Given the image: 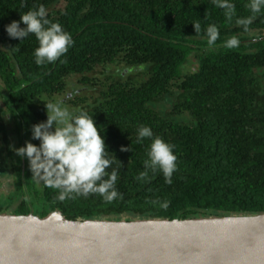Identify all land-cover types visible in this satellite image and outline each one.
I'll list each match as a JSON object with an SVG mask.
<instances>
[{
  "label": "trees",
  "instance_id": "trees-1",
  "mask_svg": "<svg viewBox=\"0 0 264 264\" xmlns=\"http://www.w3.org/2000/svg\"><path fill=\"white\" fill-rule=\"evenodd\" d=\"M231 2L229 22L212 0H0V82L9 112L37 145L31 127L46 121V103L65 97L73 114L88 112L122 165L112 168L123 193L111 203L99 194L60 201L58 190L35 178L28 195L19 183L16 204L0 201V213L60 210L81 220L263 214L264 12L245 30L236 20L253 15L249 0ZM41 4L75 43L58 61L38 66L35 35L11 39L5 25ZM210 24L220 33L212 46ZM232 36L240 45L230 49ZM2 126L7 140L5 120ZM141 126L153 138L137 142ZM156 137L175 146L171 184L159 172L147 183L136 179ZM122 145L132 151L121 152Z\"/></svg>",
  "mask_w": 264,
  "mask_h": 264
},
{
  "label": "water",
  "instance_id": "water-1",
  "mask_svg": "<svg viewBox=\"0 0 264 264\" xmlns=\"http://www.w3.org/2000/svg\"><path fill=\"white\" fill-rule=\"evenodd\" d=\"M0 264H264V213L69 219L0 213Z\"/></svg>",
  "mask_w": 264,
  "mask_h": 264
},
{
  "label": "clouds",
  "instance_id": "clouds-1",
  "mask_svg": "<svg viewBox=\"0 0 264 264\" xmlns=\"http://www.w3.org/2000/svg\"><path fill=\"white\" fill-rule=\"evenodd\" d=\"M212 3L224 10L229 22L235 16L236 9L231 0H212ZM247 7L253 15L236 20L245 30L256 14L264 12V0H249ZM21 23L24 27H21ZM193 25L195 32H199L200 24ZM5 31L11 39L20 41L30 34L35 35L39 42L34 50L38 66L58 61L75 43L72 35L61 24L48 18L43 4L22 14L19 21L14 20L5 25ZM206 34L209 46L214 45L220 35L215 24L207 27ZM239 45V38L232 36L226 41L225 47L231 49ZM45 108L46 121L31 127V139L38 140L39 144L26 141L24 146L14 149L17 156L27 159L33 178L42 181L45 187L58 190L57 199L60 201L73 199L77 195L87 197L90 194H99L108 203L123 199V193L116 187L118 169L112 168L113 164H118L120 168L122 165L115 155H110L101 135L102 131L96 126L93 116L84 110L73 114L60 102H48ZM137 132V142L153 138L150 127L141 126ZM174 148V145L160 137L152 139L147 159L144 160V170L136 179L147 183L151 180L150 172H159L163 174L165 182L171 184L173 173L178 169V157ZM120 151L129 152L132 149L131 146L122 145Z\"/></svg>",
  "mask_w": 264,
  "mask_h": 264
},
{
  "label": "rangeland",
  "instance_id": "rangeland-1",
  "mask_svg": "<svg viewBox=\"0 0 264 264\" xmlns=\"http://www.w3.org/2000/svg\"><path fill=\"white\" fill-rule=\"evenodd\" d=\"M72 84H74V81L71 82V85ZM56 102H60L62 106L67 107L65 102V97H61ZM1 106L6 107V108L4 107L2 108L8 111L7 109L8 107L6 103L4 105L2 102H0V108ZM4 110L3 112H5ZM1 122L2 120L0 119V123ZM7 133L8 136L11 138L13 145L15 146V149L24 146L26 141L30 142L29 135H27L25 129H20L18 134L14 130L7 129ZM4 163L0 164V201L5 200V203H8L11 200L13 202L15 201L14 203L16 204V202H19V200L22 199L23 193L25 195L29 194L30 190L36 183L35 182L36 179L33 178L32 172L29 169V164L26 158H21L17 156L15 153L12 158L7 159V163L5 159ZM21 181L24 185L23 193L22 191H18L19 183Z\"/></svg>",
  "mask_w": 264,
  "mask_h": 264
},
{
  "label": "flooded vegetation",
  "instance_id": "flooded-vegetation-1",
  "mask_svg": "<svg viewBox=\"0 0 264 264\" xmlns=\"http://www.w3.org/2000/svg\"><path fill=\"white\" fill-rule=\"evenodd\" d=\"M0 87H1V89H0V93H1L0 99H1V101H3L2 103L4 105H5V103L7 104V107H8L7 109H9L10 107L8 106L7 98L4 95L5 94L4 93V86L2 85L1 82H0ZM6 93H8V92H6ZM2 107H4V106H1V108H0V119L3 122L5 120V122L7 123V126H9V129L8 130H14L18 134L19 131H20L19 122L16 121L13 118V116L11 115V113L9 112V110L8 111L4 110V108H6V107H4V108H2ZM3 110L5 112H3ZM11 121H12V124H11ZM3 122L0 123V128L3 127L2 126V123ZM21 129H25V127H22ZM0 132L3 133V131H0ZM4 141H5V143H4ZM14 149H15V146L13 145V142H12L11 138L9 137L6 140V138H3V135L0 134V164L1 163H4L5 162V159H6V163H7V159L13 157V155L15 154ZM4 165H5V163H4Z\"/></svg>",
  "mask_w": 264,
  "mask_h": 264
}]
</instances>
